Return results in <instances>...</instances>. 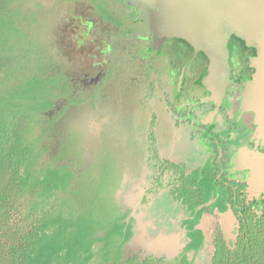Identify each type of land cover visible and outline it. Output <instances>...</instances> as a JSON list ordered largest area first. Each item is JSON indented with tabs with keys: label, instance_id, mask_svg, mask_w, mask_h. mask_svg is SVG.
<instances>
[{
	"label": "rangeland",
	"instance_id": "374dc122",
	"mask_svg": "<svg viewBox=\"0 0 264 264\" xmlns=\"http://www.w3.org/2000/svg\"><path fill=\"white\" fill-rule=\"evenodd\" d=\"M122 1L119 11L130 10L141 26L130 35H118L98 17L92 18L83 3L25 0V8L44 14L46 30L41 39L60 60L59 67L71 82V97L79 101L70 103L60 97L44 114L43 121L52 125L41 140L42 146L48 147L41 162L67 166L75 172L74 185L86 190L83 198L75 199L84 207L96 202L93 196L101 179V165L111 158L113 176L101 192L105 212H129L132 235L122 246V260L163 257L168 262L182 253L188 241L183 225L188 211L170 197L169 175L162 176L161 185L154 183L157 172L149 135L155 134L161 158L182 160L189 167L203 162L211 149L186 119L174 117L175 110L184 109L187 102L195 103L200 92L175 95V86L164 72L175 57L171 41L165 38V43L152 46L140 4ZM178 77L175 75L174 81ZM203 113L200 109L199 114ZM259 174L251 172L252 192L257 189L256 181L263 180ZM216 206L219 212L204 213L197 225L204 243L186 253L190 264L210 262L216 233L232 245L236 217L224 198H219ZM100 246L96 244L97 249Z\"/></svg>",
	"mask_w": 264,
	"mask_h": 264
},
{
	"label": "trees",
	"instance_id": "16d2710c",
	"mask_svg": "<svg viewBox=\"0 0 264 264\" xmlns=\"http://www.w3.org/2000/svg\"><path fill=\"white\" fill-rule=\"evenodd\" d=\"M68 1L86 5L92 18L98 17L118 35L141 27L134 13H120L111 0ZM43 15L25 8V0H0V264H190L186 253L202 244L195 226L216 206L207 203L221 166L215 160L186 174L181 165L159 158L152 132L148 146L158 173L156 183L164 174L174 176L170 194L190 212L184 221L190 241L173 261H123L122 246L132 235L129 212H105L101 192L113 176L111 158L101 165L93 196L97 205L88 202L84 207L75 199L86 193L74 185L75 172L41 162L48 148L41 140L52 125L43 121L44 114L60 97L79 102L71 97V82L60 60L41 39L46 30ZM230 185L225 193L238 220L237 237L230 247L217 234L208 264H264V198L254 208L240 198L241 184Z\"/></svg>",
	"mask_w": 264,
	"mask_h": 264
},
{
	"label": "flooded vegetation",
	"instance_id": "af4514ba",
	"mask_svg": "<svg viewBox=\"0 0 264 264\" xmlns=\"http://www.w3.org/2000/svg\"><path fill=\"white\" fill-rule=\"evenodd\" d=\"M111 1L113 2V5L117 11H119V5L123 1ZM120 13L122 12L120 11ZM127 13L130 14L131 11L129 10ZM169 40L171 41L170 46L173 47L175 52V57L172 59V61L167 63V67L165 65L164 72L168 75V77L171 78V82L175 86V95L182 94L186 91L192 92L194 90H198L200 92L198 97L195 98V103L187 102L184 109L174 111V113L177 115L174 117L180 120L186 119L184 122H189V125L191 124V129H193V132L199 135L200 138L206 142L207 146L211 149V153H209L208 156L204 158L203 162L201 161L200 163L190 167L185 161L182 160L177 161L173 159L161 158L158 153L157 141L154 134V145L159 158L181 165L186 174L192 172L193 170L206 167L208 164L216 160V164L221 167H219V173L217 174L218 180L216 181V187L211 192L213 198L209 200L207 205L214 203L216 204L219 198H224V202L228 206L227 208L230 209L234 214L230 204L226 199L227 197L225 193V187L229 186L230 182H237L242 185V189L240 190L242 195H240V198H245L246 202L253 203V207L257 208L264 198V186H262L264 182L260 183L256 181L257 189L252 192V183L250 182L251 172L253 171L251 170L252 167H250V169L247 167L248 163L242 164L240 161L241 159L246 158L244 155L246 153H242L245 152L244 148L251 149L255 142L252 134L253 115H251L249 112H240L239 110L241 93L243 91L244 85L246 81L251 78L254 72V68L251 66V58L256 55V48L248 47L242 39L233 34L230 35L227 41L229 82L227 83L222 96L215 102L214 100H210L212 93L209 86L203 83L204 78L208 74L209 60L207 55L203 51H195L194 47L184 39L169 38ZM165 42L166 40H164V43ZM157 52H160V50L158 49ZM175 75L179 76L176 81H174ZM200 109L204 112L202 116L199 114ZM193 116L195 119L192 118ZM256 150L257 149H255V151ZM258 151L264 154V145H259ZM167 175L171 177L168 187L169 195L171 198H173L170 194V191L172 189L174 176L171 173H167ZM162 176L159 177V181L156 183V179L158 177L157 173L154 183L161 185L160 179ZM256 178L257 177L255 176V179ZM232 189L236 191V188L233 187ZM215 209L219 212L217 206H213L210 211L205 213H211ZM189 218L190 212L188 211V216L184 219V221ZM236 222L237 228L232 245L235 243L238 233L239 226L237 218ZM186 231L188 234L187 229ZM217 234L219 233H216V235ZM216 235H214V238ZM221 237L228 246H232L226 242L222 235ZM189 241L190 239L188 238L187 243ZM203 241L202 244L204 243Z\"/></svg>",
	"mask_w": 264,
	"mask_h": 264
},
{
	"label": "water",
	"instance_id": "95a60500",
	"mask_svg": "<svg viewBox=\"0 0 264 264\" xmlns=\"http://www.w3.org/2000/svg\"><path fill=\"white\" fill-rule=\"evenodd\" d=\"M139 3L141 18L152 35V46L165 38L188 41L209 60L208 85L217 101L229 82L227 41L230 35L256 48L254 72L241 93L240 111L253 114V133L264 143V0H127ZM199 228V227H195Z\"/></svg>",
	"mask_w": 264,
	"mask_h": 264
},
{
	"label": "crops",
	"instance_id": "0c3cea01",
	"mask_svg": "<svg viewBox=\"0 0 264 264\" xmlns=\"http://www.w3.org/2000/svg\"><path fill=\"white\" fill-rule=\"evenodd\" d=\"M252 134L254 135L253 128H252ZM259 145H261V144H258L257 141H255L253 144V147L251 149L250 148H244L245 152H242V153H246V154H244L246 156V158L242 159L243 161H241V163L242 164L248 163L247 167L248 168L252 167V169L250 168L251 170H255L256 172H260V174H259L260 178H262L264 180V154L261 153L260 151H258ZM255 149H257V150L255 151ZM263 180H262V183H263ZM262 186H264V183ZM211 198H213V196ZM214 198H216V197H214Z\"/></svg>",
	"mask_w": 264,
	"mask_h": 264
}]
</instances>
